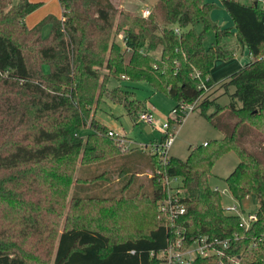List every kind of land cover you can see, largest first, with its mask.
I'll return each mask as SVG.
<instances>
[{
	"label": "trees",
	"instance_id": "trees-1",
	"mask_svg": "<svg viewBox=\"0 0 264 264\" xmlns=\"http://www.w3.org/2000/svg\"><path fill=\"white\" fill-rule=\"evenodd\" d=\"M219 1L235 32L211 20L216 6L206 0H159L144 19L119 12L112 0H59L62 18L48 17L34 28L26 18L41 4L0 0V264H160L151 253L167 248L172 237L158 207L166 196L160 171L182 180L187 213L177 226L187 245L200 236L236 234L232 254L264 264V241L252 247L264 236V0L258 6ZM45 25H51L47 39ZM118 31L124 49L113 38ZM207 33L215 38L209 47ZM232 39L251 61L221 83L219 89L234 92L219 107L208 94L210 75L217 61L234 57L227 45ZM111 80L145 82L177 109L200 100L194 111L222 139L166 165L152 150L158 142L149 154L126 148L95 112L107 98L138 119L146 104L127 87L109 89ZM186 118L169 122L182 125ZM86 129L92 133L85 137ZM227 152L239 158L225 179L229 193L238 203L249 196L259 201L249 231L226 213L210 184ZM87 188L94 194H85Z\"/></svg>",
	"mask_w": 264,
	"mask_h": 264
},
{
	"label": "rangeland",
	"instance_id": "rangeland-1",
	"mask_svg": "<svg viewBox=\"0 0 264 264\" xmlns=\"http://www.w3.org/2000/svg\"><path fill=\"white\" fill-rule=\"evenodd\" d=\"M21 0H13V6L20 3ZM32 3L41 4V6L32 14L26 18V24L29 28H34L40 23H42L48 17H54L57 19L62 18V9L59 0H30ZM159 0H112L115 6L119 9V12L126 13L135 18H143V12L150 10L151 14L153 12L155 4ZM241 4L250 6L255 0H237ZM211 4L219 3L218 0H209ZM216 6V5H215ZM219 9L215 10L211 14V20L220 25L222 29H231L230 17L227 13L222 11L221 6L218 4ZM154 15V14H153ZM227 21V23L225 22ZM229 23V24H228ZM234 24V23H233ZM198 32H201V28H197ZM233 32V30H232ZM51 34V25H45L42 30V37L47 39ZM123 31L117 32L113 38L118 45L123 44ZM215 42V38L211 33L206 34V46L209 47ZM237 44L236 39L227 41V45L234 52L235 45ZM238 46V44L236 45ZM159 56V51L155 53ZM128 55V54H126ZM128 59V57H127ZM237 59L230 63V65H222L220 68H216L213 75L214 79L219 80L225 78L226 76L232 75L237 72L239 67ZM45 71H49V67H45ZM101 74H107V71L101 69ZM218 76H220L218 78ZM222 83V82H221ZM120 86L121 88L133 91L136 93V98L139 102L145 103L149 106V109L158 124L168 123L170 119H173L172 111L175 108V101H172L168 96L162 92H155L150 86L145 82L142 83H131L128 81H122L117 83L115 80H111L108 85L109 89ZM224 91V90H223ZM232 90L229 93H233ZM221 93V92H220ZM218 93L217 95H220ZM213 99V98H212ZM211 99V100H212ZM99 109L95 112V119L100 123V125L105 128L108 132L115 134L121 139H125L126 146L134 147H150V142L161 140L162 134L152 132L148 134L145 132V125L138 123L137 119L130 118L126 114L125 109L114 102H110L107 98H103L100 102ZM230 103L228 95H222L217 102L219 107H225ZM216 107L209 110L208 114L215 111ZM187 118L184 120L182 125H176L173 133H176L175 142L171 147L170 157L177 158L180 160H186L190 154L191 148H196L199 146H204L206 143L221 140L223 134L214 129L210 122L204 119L199 111L190 112L186 115ZM92 131L86 129L82 131L81 135L88 136ZM119 147V146H118ZM212 169V174L210 176V184L213 189H217L222 197V206L230 207L232 205H239L237 201L234 200L231 193H229L225 179L238 167L239 158L234 152H227L220 157ZM79 168V167H78ZM152 176V173L148 177ZM113 188V187H112ZM75 190V189H74ZM72 190L68 193V201L72 198ZM85 194H94L93 190L90 188L86 189ZM242 209L246 214L255 213L258 211L259 201L256 196H249L245 198L242 202Z\"/></svg>",
	"mask_w": 264,
	"mask_h": 264
},
{
	"label": "built area",
	"instance_id": "built-area-1",
	"mask_svg": "<svg viewBox=\"0 0 264 264\" xmlns=\"http://www.w3.org/2000/svg\"><path fill=\"white\" fill-rule=\"evenodd\" d=\"M255 1L260 4L263 3V0ZM150 14V10L144 11L143 18L149 17ZM175 32L177 35L179 34L178 29H175ZM196 77H199V75L197 74ZM203 88L206 91L208 90L206 86H203ZM199 102L200 100L189 106L181 105L179 109L174 108L171 113L173 119L179 115L186 116L190 114V112L194 111ZM137 121L138 123L149 126L151 131L162 134L161 138H163V140L153 145L152 150L156 151L162 164L166 165L171 158L170 151L176 137V133L174 134L173 131L177 124H171L170 122L162 125L158 124L149 109L141 113ZM109 136L125 144V139L123 140L113 133H109ZM157 177L161 180L164 190L166 191V196L158 203V207L159 211L165 216L168 226L171 228L172 237L167 248L157 253H151V257L157 259L160 264H194L195 260L198 258H214L218 261V264H246L243 261L241 253L232 254L233 243L240 241V238L236 234L232 238L225 239L212 236H200L196 238L192 244L187 245L185 233L179 230L177 226L178 220L187 213L186 207L182 202L184 198L182 195V180L178 177L168 176L164 171L158 172ZM224 208L226 209V213L239 218V228L245 229L246 231L251 230L258 220L257 212L246 214L240 203L239 205H232ZM263 241L264 236L259 238L256 237L252 247L255 248Z\"/></svg>",
	"mask_w": 264,
	"mask_h": 264
},
{
	"label": "crops",
	"instance_id": "crops-1",
	"mask_svg": "<svg viewBox=\"0 0 264 264\" xmlns=\"http://www.w3.org/2000/svg\"><path fill=\"white\" fill-rule=\"evenodd\" d=\"M209 0H206V2H208ZM218 4L221 6V9H222V11L224 12L225 10H224V8H223V5H221V3H220V1L218 0ZM208 3H211V2H208ZM218 4L217 3H214V5H216L217 6V8L219 9V7H218ZM226 12V11H225ZM228 15V14H227ZM231 20V19H230ZM226 23H227V21H225ZM229 24V23H228ZM229 28H232L233 29V32H235V30H234V24H233V21L231 20V25H230V27ZM237 45V44H236ZM235 45V48H234V57L231 59V60H229V61H223V60H220V61H217L216 63H215V65H214V69L212 70V72H211V75H210V78H211V81L213 82V84H214V86L209 90V92H208V94H211L212 95V98L213 99H217V102L219 101V98L222 96V95H231L232 93H229L231 90H232V88H230L227 92L225 91V89H223V88H220L219 89V87H220V85H221V82H223V81H225L227 78H229V77H231L233 74H235V73H233L232 75H229V76H226L225 78H223V79H220V81L219 80H216V79H214V75H213V73H214V71H215V69L216 68H220L222 65H230V63H232L233 61H235L236 59H237V63H238V66L237 67H239L238 69H237V71L238 70H240V69H242L245 65H247V64H249L250 63V61H251V57H250V54H249V52L248 51H246V50H243V49H241L239 46H236ZM220 76H218V78H219ZM224 90V91H223ZM234 90V89H233ZM221 92V93H220ZM218 93H220V95H217ZM146 109H149V106L146 104V108H145V110ZM150 110V109H149ZM146 126V125H145ZM153 131H151L150 133H148V134H151ZM155 143H157V141H154V142H150V146L151 145H153V144H155ZM125 145V147L126 148H138V149H144V151L146 152V153H150V147L148 148V146L146 145L145 147H147V148H145V147H132V146H126V143L124 144ZM149 174L150 173H148V176H149ZM241 204V203H240ZM242 206V205H241Z\"/></svg>",
	"mask_w": 264,
	"mask_h": 264
},
{
	"label": "water",
	"instance_id": "water-1",
	"mask_svg": "<svg viewBox=\"0 0 264 264\" xmlns=\"http://www.w3.org/2000/svg\"><path fill=\"white\" fill-rule=\"evenodd\" d=\"M254 4H255V6H258L257 2H255ZM145 132L146 133H150L151 132V128L149 126H146L145 127Z\"/></svg>",
	"mask_w": 264,
	"mask_h": 264
}]
</instances>
